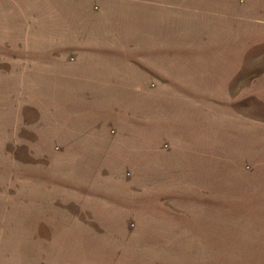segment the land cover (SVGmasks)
<instances>
[{"label": "rangeland", "instance_id": "rangeland-1", "mask_svg": "<svg viewBox=\"0 0 264 264\" xmlns=\"http://www.w3.org/2000/svg\"><path fill=\"white\" fill-rule=\"evenodd\" d=\"M13 6L16 12L18 6ZM14 20L0 8L1 25L14 26ZM263 20L257 17L249 26L240 23V34L260 33ZM215 27L220 28L216 39L222 35L224 40L200 39L198 45L236 49L237 43L228 41L230 28L235 26L222 20ZM195 30L208 28L202 25ZM252 44L238 43V48L245 55L264 49V43ZM143 69L152 74L146 66ZM31 78L8 73L5 60L0 59V264L13 260L66 264L53 258L65 234L49 231L55 230L52 226L80 224L72 213L84 202L81 195L104 196L113 200L107 205L123 208L117 213L120 219L114 218L111 224H92L89 251L86 245L81 251L96 263L264 264V139L256 138L251 146L253 138L242 130L252 128L255 120L249 134L264 136V105L258 100L226 103L230 100L226 95L234 92L231 89L184 92L196 98L204 97L198 93L206 95L202 103L180 99L185 97L179 96L181 91L164 90L150 106L154 96L144 95V105L138 106L142 119L134 124L151 137L159 132L164 138H148V142L137 138V144L129 145L119 139L121 132L115 123L108 129L102 120H118L123 108L134 107L93 106L84 99L76 107L82 129L76 140L68 136L69 126L59 133L58 118L64 109L70 117V107L38 104L34 99L38 74ZM155 82L149 78L146 83L153 89ZM48 101L61 102L55 97ZM236 116L240 119L237 125ZM95 119L99 123L93 124ZM173 130L182 136L175 137L179 145L164 143L170 140L165 134ZM89 142L91 147H87ZM27 173L34 178L42 174L44 187L32 185L38 182L26 179ZM86 205L115 214L99 202ZM34 226L39 232H33Z\"/></svg>", "mask_w": 264, "mask_h": 264}, {"label": "crops", "instance_id": "crops-1", "mask_svg": "<svg viewBox=\"0 0 264 264\" xmlns=\"http://www.w3.org/2000/svg\"><path fill=\"white\" fill-rule=\"evenodd\" d=\"M9 2L17 4L16 12L14 4ZM0 8L16 19L14 26L0 24V59L5 60L8 73L28 74L31 80L38 74L39 85L34 96L38 104L70 107V117L64 109L58 118L60 135L69 126L68 136L78 140L77 131L82 129L76 107L84 104V99L93 106L134 107L123 108L118 120H102L108 124V129L115 123L121 132L119 139L129 145L137 144V138H144L146 142L148 138H164L159 132L151 137L134 124L142 119L138 106L144 105V95L154 96L150 106L160 99L164 90H178L181 91L179 96H185L180 99L204 100V103L206 95L194 92L204 96L196 98L184 92L231 89L234 92L226 95L230 97L224 100L226 103L238 105L244 100L246 103L258 100L257 103L264 105V49L245 55L238 48V43L242 42L264 43V29L245 35L240 34L239 28L240 23L249 26L257 17L264 19V0H0ZM222 20L235 26L234 30L230 28L228 41L237 43L236 49H204L198 45L200 39L201 42L224 40L222 35L216 39L220 28L215 25ZM202 25L208 30L197 32L195 29ZM176 42L181 43V47H176ZM254 59L258 62L254 63ZM144 66L152 74L146 72ZM149 78L156 81L153 89L146 83ZM154 90L161 94L153 93ZM245 90L248 91L242 93ZM51 97L61 102H47ZM151 114L156 118L154 110ZM234 121L239 124V117ZM95 122L99 123V119L93 124ZM254 124L252 120L250 126L254 128ZM252 128L242 130L253 138L251 146H254L255 139H264V136L249 134ZM165 136H170V140L164 139V143L173 146L179 145L182 137L175 130ZM177 136L180 139H176ZM91 146L89 142L87 147ZM38 175L34 178V174L27 173L26 179L33 178L38 183L30 184L44 187L42 174ZM106 198L81 195L80 201L84 202L72 213L73 217L80 218L81 225H65L60 229L52 226L55 230L49 232L55 234L58 230L61 235L65 234V238L60 236L53 258H61L66 264H99L81 250L86 245L89 251L93 222L102 225L111 224L114 218L120 219L117 213H121L122 206L107 205L113 200ZM88 201L107 205L115 214L106 209L98 211L94 205L87 206ZM42 222L47 233L45 212ZM33 232H39L36 226ZM29 262L13 260L8 264Z\"/></svg>", "mask_w": 264, "mask_h": 264}]
</instances>
